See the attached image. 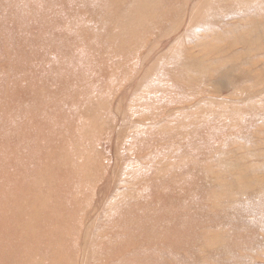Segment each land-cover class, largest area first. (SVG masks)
<instances>
[{
    "label": "rangeland",
    "instance_id": "rangeland-1",
    "mask_svg": "<svg viewBox=\"0 0 264 264\" xmlns=\"http://www.w3.org/2000/svg\"><path fill=\"white\" fill-rule=\"evenodd\" d=\"M45 1L0 0V176L50 154L0 257L264 264V0Z\"/></svg>",
    "mask_w": 264,
    "mask_h": 264
},
{
    "label": "bare ground",
    "instance_id": "bare-ground-1",
    "mask_svg": "<svg viewBox=\"0 0 264 264\" xmlns=\"http://www.w3.org/2000/svg\"><path fill=\"white\" fill-rule=\"evenodd\" d=\"M76 3H79L81 6H86L91 12L92 14H97L99 13V6H95V2L96 0H85L86 3L83 5V0H75ZM45 2H48V0H46ZM45 9V8H42ZM76 9H80V7H77ZM13 14V13H12ZM51 14V15H50ZM54 14V15H53ZM75 15H77V10L75 11ZM74 15V16H75ZM73 17V16H72ZM42 19H50V21H53L55 18V12L54 11H49L48 9H46L44 11V13L41 16ZM42 37H43V41L46 42V36L42 33ZM134 41V40H133ZM29 55H33L36 54L39 58H43L45 57V50L38 52V49L35 50V48L33 46H29ZM48 56V55H47ZM59 57V56H57ZM45 58H43L42 60H44ZM54 62V61H52ZM167 68V67H166ZM166 71V70H162ZM54 106L50 107L49 109L53 108ZM58 110V109H57ZM12 120V119H11ZM8 120L5 121L4 125H7ZM170 132V131H169ZM12 138V133L10 131H7L4 135L0 136V148L2 146H4L6 144V141H8L9 139ZM44 148V145L41 146H37L36 150H41ZM3 150H0V153H2ZM3 155V154H2ZM50 154H47L45 157H42V153L40 152L38 159H32L31 160V165H32V169L31 171H29V169H27L25 173H23L22 171L16 173V174H7L6 177V184L3 180L2 177L0 176V217L3 216L5 217V219H1V222H5L8 218H6L7 214H11L14 212V210L19 209L18 207L20 205H18V200L20 201V203L22 202V200L24 199V194L21 191V187L22 185L28 180L27 178H31L32 175H34L35 177H38V181L39 183L43 182V180H41V175L43 174V169L46 167V164H48V162H46L45 160H42V158L46 159V157H48ZM53 159V158H52ZM22 161H24L25 159H21ZM177 165V163H176ZM178 166V165H177ZM160 167V166H157ZM170 169V168H169ZM253 170V169H252ZM253 172V171H252ZM7 173V172H6ZM253 174V173H252ZM86 177V176H85ZM253 177V176H252ZM248 179V178H247ZM14 183L17 182L16 184H13L14 186H11L10 183ZM258 185L264 186V178H261L258 182ZM248 186V185H247ZM19 188V189H18ZM237 189H241V188H237ZM243 189V188H242ZM241 189V190H242ZM252 189V186H251ZM236 196V195H235ZM213 201V200H212ZM52 205V204H51ZM111 205V204H110ZM42 208L44 210H48V205L44 206L42 205ZM127 212V211H126ZM5 214V215H4ZM58 214V213H57ZM59 216V215H58ZM53 218H57V216H53ZM153 222L149 223V226L152 225ZM146 230V229H144ZM66 231V230H65ZM224 232V231H223ZM159 232L156 233V235H158ZM144 234L146 236H150L151 234L148 231H145ZM225 234V233H223ZM145 235H140L142 237H144ZM228 238V237H227ZM228 240V239H227ZM12 241V243L8 242V244L6 243V245H8V247H12L13 245H15L14 241L16 240H10ZM239 241V239H238ZM215 244V243H214ZM132 247V246H131ZM1 248V247H0ZM1 254V253H0ZM2 255V254H1ZM0 255V256H1ZM3 256V255H2ZM1 260L0 262L2 264H6V258L5 257H0Z\"/></svg>",
    "mask_w": 264,
    "mask_h": 264
}]
</instances>
